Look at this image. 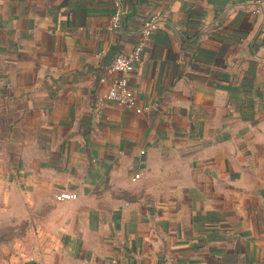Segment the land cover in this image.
Segmentation results:
<instances>
[{
    "label": "crops",
    "instance_id": "obj_1",
    "mask_svg": "<svg viewBox=\"0 0 264 264\" xmlns=\"http://www.w3.org/2000/svg\"><path fill=\"white\" fill-rule=\"evenodd\" d=\"M120 3L0 0V264H264V9ZM157 11L141 112L96 113Z\"/></svg>",
    "mask_w": 264,
    "mask_h": 264
},
{
    "label": "built area",
    "instance_id": "obj_2",
    "mask_svg": "<svg viewBox=\"0 0 264 264\" xmlns=\"http://www.w3.org/2000/svg\"><path fill=\"white\" fill-rule=\"evenodd\" d=\"M258 4V11L264 9V0H256ZM125 11L123 10L120 0H115V10L111 21L108 25L110 32L118 31L121 27ZM166 13L157 11L145 19L140 37L134 48L130 51L119 52L112 64L107 68L108 73L112 74V79L109 87L95 102L94 111L101 113L105 104L114 102L120 106L134 108L138 112L141 109L137 107V97L131 83V76L136 70V65L142 60V55L147 42L151 39L153 34L160 28L162 20ZM101 82H106V77H102ZM136 175L135 178H139ZM78 199V194L71 191H61L56 195L58 202L71 201Z\"/></svg>",
    "mask_w": 264,
    "mask_h": 264
},
{
    "label": "water",
    "instance_id": "obj_3",
    "mask_svg": "<svg viewBox=\"0 0 264 264\" xmlns=\"http://www.w3.org/2000/svg\"><path fill=\"white\" fill-rule=\"evenodd\" d=\"M263 195H264V191H263Z\"/></svg>",
    "mask_w": 264,
    "mask_h": 264
}]
</instances>
